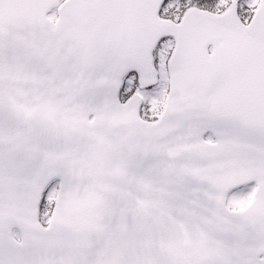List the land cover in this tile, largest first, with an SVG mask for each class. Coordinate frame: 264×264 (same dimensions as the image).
Wrapping results in <instances>:
<instances>
[{"label":"snow or ice","instance_id":"snow-or-ice-1","mask_svg":"<svg viewBox=\"0 0 264 264\" xmlns=\"http://www.w3.org/2000/svg\"><path fill=\"white\" fill-rule=\"evenodd\" d=\"M0 264H264V0H0Z\"/></svg>","mask_w":264,"mask_h":264}]
</instances>
